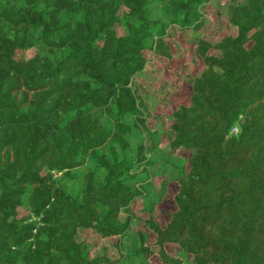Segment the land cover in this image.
<instances>
[{
    "label": "trees",
    "instance_id": "trees-1",
    "mask_svg": "<svg viewBox=\"0 0 264 264\" xmlns=\"http://www.w3.org/2000/svg\"><path fill=\"white\" fill-rule=\"evenodd\" d=\"M211 1L0 0V264H264V0Z\"/></svg>",
    "mask_w": 264,
    "mask_h": 264
},
{
    "label": "rangeland",
    "instance_id": "rangeland-1",
    "mask_svg": "<svg viewBox=\"0 0 264 264\" xmlns=\"http://www.w3.org/2000/svg\"><path fill=\"white\" fill-rule=\"evenodd\" d=\"M225 2L227 0H213L211 1L210 5H208V13H207V20L210 21V23L207 25V32H210L209 28L213 27L215 23V18L218 16L213 14V5L216 4V2ZM221 14L225 12V9L221 10ZM220 14V16H221ZM219 21V20H218ZM216 21V22H218ZM174 43H173V54L175 56L174 61L168 65V68L166 70H162V64L164 63L163 60H159L158 58H153L148 68L151 71V79L150 81L142 78L140 80V89L141 91L147 90L151 91L152 87H158V86H170V89L172 91L171 96L168 97V99H171L172 103L177 102L179 100H182L184 95L186 94L185 90V82L184 79L179 77L177 74L179 73L180 76H182L183 72L187 71H197L200 67V61L198 57L192 53L189 50V47L186 45L187 43L184 41V36L177 35L175 33L174 36ZM145 100L148 104L149 108L160 115L162 119L164 118L163 113L167 114L168 109H165L164 112H161V109L159 107V104H152L151 100L148 98V95L146 94ZM157 102V101H156ZM188 154V153H185ZM169 208L165 207L161 210V215H165V211H167Z\"/></svg>",
    "mask_w": 264,
    "mask_h": 264
},
{
    "label": "built area",
    "instance_id": "built-area-1",
    "mask_svg": "<svg viewBox=\"0 0 264 264\" xmlns=\"http://www.w3.org/2000/svg\"><path fill=\"white\" fill-rule=\"evenodd\" d=\"M232 131L233 132H236L237 131V128L236 127L232 128Z\"/></svg>",
    "mask_w": 264,
    "mask_h": 264
}]
</instances>
